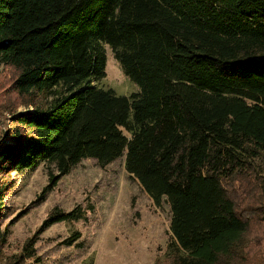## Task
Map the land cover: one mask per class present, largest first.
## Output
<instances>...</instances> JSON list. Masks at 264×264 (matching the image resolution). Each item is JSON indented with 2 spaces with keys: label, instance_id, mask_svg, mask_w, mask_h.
Here are the masks:
<instances>
[{
  "label": "trees",
  "instance_id": "16d2710c",
  "mask_svg": "<svg viewBox=\"0 0 264 264\" xmlns=\"http://www.w3.org/2000/svg\"><path fill=\"white\" fill-rule=\"evenodd\" d=\"M104 45L137 93L97 85ZM0 65V259L12 173L51 164L55 184L83 159L124 156L169 205L159 264H264V0H0ZM85 213L53 208L39 231ZM34 243L5 264L38 262Z\"/></svg>",
  "mask_w": 264,
  "mask_h": 264
},
{
  "label": "rangeland",
  "instance_id": "374dc122",
  "mask_svg": "<svg viewBox=\"0 0 264 264\" xmlns=\"http://www.w3.org/2000/svg\"><path fill=\"white\" fill-rule=\"evenodd\" d=\"M104 48L106 76L97 85L112 89L116 95L137 93L139 86L124 74L110 48ZM10 76L0 65V84L5 83L0 92ZM8 96L0 95V102ZM11 106L15 111L26 108L18 102ZM1 110L0 141L7 134L10 117V112ZM51 176H57V172L46 163L12 173V187L5 197L7 212L2 220L8 236L0 264L20 253L25 240L32 236L38 258L32 264H159L165 259L172 239L169 205L165 201L160 206L154 204L126 171L124 156L104 167L92 158L83 159L55 184ZM261 184L264 187V182ZM239 194L241 206L246 205V190ZM258 204L264 206V199ZM78 207L86 211L85 219L57 222L39 231L53 208L70 211ZM260 228L258 245L263 256L264 222ZM75 233L78 239L68 244Z\"/></svg>",
  "mask_w": 264,
  "mask_h": 264
}]
</instances>
